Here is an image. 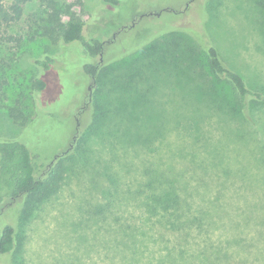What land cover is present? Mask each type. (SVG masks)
Returning <instances> with one entry per match:
<instances>
[{
	"label": "rangeland",
	"instance_id": "rangeland-1",
	"mask_svg": "<svg viewBox=\"0 0 264 264\" xmlns=\"http://www.w3.org/2000/svg\"><path fill=\"white\" fill-rule=\"evenodd\" d=\"M118 1L83 0L76 9L85 40L104 44L95 83L84 84L87 60L77 45L28 40L52 13L48 3L26 6L21 21L6 28L12 39L1 57L10 65L0 70V138H20L43 172L80 142L95 108L97 117L66 160L59 190L26 222L18 220V203L0 206V227L11 224L24 237L19 264H209L201 251L226 232L242 230L246 244L264 233V102H251L252 111L235 119L215 112L202 96L231 104L237 96L211 76L186 34L170 33L201 25L222 63L264 95V0ZM45 53L56 61L47 72L26 61ZM36 75L46 88L33 103L28 88ZM18 99L25 128L6 112ZM168 178L188 185L181 187L191 203L183 220L212 217L217 226L172 230L161 209L151 215L147 198L168 189ZM148 180L154 189L145 188ZM188 244L196 253L182 255Z\"/></svg>",
	"mask_w": 264,
	"mask_h": 264
},
{
	"label": "trees",
	"instance_id": "trees-1",
	"mask_svg": "<svg viewBox=\"0 0 264 264\" xmlns=\"http://www.w3.org/2000/svg\"><path fill=\"white\" fill-rule=\"evenodd\" d=\"M38 1L48 3L49 7H52V13L47 15L46 24L41 28V31H35L28 37V40L39 39L47 44H52L51 41H55V44L58 43L65 49L77 45L83 52L82 59L87 60L82 68V73L86 78L84 84L88 80L95 83L102 71L100 61L105 53V48L102 42L96 40L86 41L82 34L85 21L76 14V9L83 5V0H67L70 2L65 7L59 5L55 0H0V70L2 67H9L10 65H6L5 61L1 59L8 52L7 47L4 48L6 42L12 39L4 36L6 28L19 23L26 6ZM111 2L116 5L119 4L118 0H111ZM63 17H66L65 21H63ZM200 26H198L199 29L172 31L170 33H184L193 41L194 46L205 56L211 76L231 87L237 96V103L231 104L227 98L225 103L217 97V94H210V101L201 95L204 100H200L209 105L215 112L234 119L243 116L246 112H251V102H264V95L261 92L252 90L239 73L222 63L217 49L208 39L204 28ZM65 53H68V51ZM26 61L40 72H47L56 64L55 59L48 53H45L41 58L27 57ZM45 88L46 82L43 79L38 75L32 77L28 88L29 99L35 103L37 96ZM196 96L198 98L199 95ZM21 101L18 99L16 103L14 102L15 104L8 106L6 112L14 124L25 128L29 118L25 115V108H23ZM89 104L90 106L93 105L90 99ZM93 106H95V103ZM91 110L93 111V107H91ZM95 110L84 133L91 128L92 122L96 123ZM83 134L80 136L81 139ZM81 139L80 142L78 139L72 142L68 151L56 155L54 160L43 168V172H40L35 157L26 143L20 138H0V206L5 203H12L14 206V203H18V220L20 223L26 222L39 205L46 202L59 190L66 174L64 164L70 158L71 151L80 148ZM165 182L166 186L169 187L168 189L162 190L161 194L160 192L153 193L147 198L145 206L146 209L148 206L151 215L157 214L161 209V215L163 217L168 216L164 219L172 230H178L180 227L188 225L191 229L203 232L217 226V222L212 217L210 220V218L194 219L186 216V220H183L182 217L185 218L183 212L189 214L187 211L190 210L191 203L184 197L181 199V194H183L181 187L187 188L188 185L179 183L177 178H168ZM155 183L154 180H148L145 188L154 189ZM210 210L218 212V208H210ZM207 211H209L208 208ZM226 234L230 235L224 238L226 245L222 242L223 239L218 246H205L206 250H203L204 248L199 249V251L203 250L201 254L206 257L205 259L209 264H224L236 258L240 261L244 259L264 261V233L257 236L256 241L250 244H246L250 238L245 236L247 234L242 230L235 229V231L226 232ZM24 242V237L16 231L13 225L4 224L0 227V257L9 259V262L4 261L0 264H19ZM193 248L188 244L185 247L186 250L180 248L181 254L196 253L197 250Z\"/></svg>",
	"mask_w": 264,
	"mask_h": 264
}]
</instances>
